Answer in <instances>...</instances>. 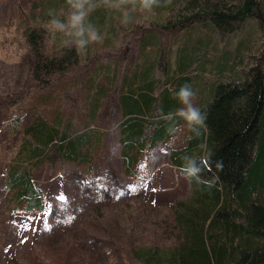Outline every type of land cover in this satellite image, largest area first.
Instances as JSON below:
<instances>
[{
    "label": "trees",
    "instance_id": "1",
    "mask_svg": "<svg viewBox=\"0 0 264 264\" xmlns=\"http://www.w3.org/2000/svg\"><path fill=\"white\" fill-rule=\"evenodd\" d=\"M46 2L48 17L50 10L61 19L67 15L66 0ZM95 2L88 20L103 34L106 46L113 45L135 20L182 33L171 36V44L142 37L138 47L144 59H136L120 77L115 61L91 62L92 70L81 80L88 100L82 109L88 119L81 125L64 121L59 107L52 119L31 115L4 173V194L14 202L12 210L45 209V195L33 180L37 165L44 161L80 164L90 160L93 164L104 133L101 127L89 125L97 120L117 81L121 171L145 179L138 171L144 169L142 163L150 151L173 133L183 132L184 122L175 115L181 107L175 93L187 84L196 92L194 104L206 119L203 127L191 131L185 125L183 145L169 153L191 188L189 198L172 205L176 242L138 247L131 250L132 256L138 264H264V0H157L152 14L132 10L127 24L121 23L120 11L104 7L101 0ZM239 24L236 34L250 33L239 35L233 54L219 55L211 49L220 32H231ZM46 34L39 24L26 25L23 31L29 53L35 57V79L62 75L94 56L89 58L97 44H90L86 53L62 44L49 52ZM183 36L188 37L184 47L178 42ZM252 37L261 44L255 46ZM169 45L175 50L173 56ZM193 167L198 171L189 174L186 170Z\"/></svg>",
    "mask_w": 264,
    "mask_h": 264
},
{
    "label": "rangeland",
    "instance_id": "2",
    "mask_svg": "<svg viewBox=\"0 0 264 264\" xmlns=\"http://www.w3.org/2000/svg\"><path fill=\"white\" fill-rule=\"evenodd\" d=\"M46 1L0 0V264H138L132 249L166 247L176 242L172 205L189 198L191 188L183 171L170 161L169 153L183 145L187 134L184 123L183 132L173 133L166 143H158L150 151L142 163L144 169L138 171L145 179L124 175L119 157L117 81L97 120L89 125L101 127L104 133L93 164L90 160L84 164L60 160L37 165L33 180L45 195L43 211L12 210L14 202L4 194V173L32 114L52 119L59 107L64 121L81 125L88 119L82 111L88 100L81 80L92 70L91 62L115 61L120 77L136 59H144L143 49L138 47L142 37L171 44V36L177 37L182 31L132 21L113 45L95 43L91 59L81 60L62 75L54 73L38 80L32 75L35 57L23 36L26 25L45 27L49 52H56L63 39L58 33L53 39ZM240 26L220 32L211 49L219 55L233 54L239 35L250 33L243 30L236 34ZM187 40L183 36L178 42L184 47ZM251 41L255 46L261 44L260 39L252 37ZM169 50L173 56L171 45ZM100 79L105 82V75ZM16 116L20 118L14 119Z\"/></svg>",
    "mask_w": 264,
    "mask_h": 264
},
{
    "label": "clouds",
    "instance_id": "3",
    "mask_svg": "<svg viewBox=\"0 0 264 264\" xmlns=\"http://www.w3.org/2000/svg\"><path fill=\"white\" fill-rule=\"evenodd\" d=\"M104 7L121 12V23L127 24L131 21L132 10L142 12L146 15L152 14L153 6L157 0H101ZM67 15L61 19L53 10L49 11L48 21L53 39L55 35L61 34L63 48H74L78 53H86L90 44L102 41L99 30L89 22L88 17L95 11L97 3L95 0H66ZM175 97L181 105L175 115L184 122L191 131L194 127L201 128L205 125L206 117L199 107L194 104L196 92L190 85H183L175 93ZM173 113H169L171 118ZM177 129H175L176 131ZM222 167V164H221ZM186 171L194 174L197 168H189Z\"/></svg>",
    "mask_w": 264,
    "mask_h": 264
},
{
    "label": "bare ground",
    "instance_id": "4",
    "mask_svg": "<svg viewBox=\"0 0 264 264\" xmlns=\"http://www.w3.org/2000/svg\"><path fill=\"white\" fill-rule=\"evenodd\" d=\"M166 59V58H165ZM171 60V59H170ZM166 79V78H165ZM230 80H232V79H230ZM60 97V96H59ZM13 106V105H12ZM90 129H92V128H90ZM100 129V128H99ZM85 131H87V130H85ZM91 131V130H90ZM82 137H83V135H81ZM149 140V139H148ZM100 149H101V147H100ZM79 150V149H78ZM104 151V150H103ZM81 161V160H80ZM82 164H84V163H82ZM185 173V172H184ZM6 177V176H5Z\"/></svg>",
    "mask_w": 264,
    "mask_h": 264
},
{
    "label": "snow or ice",
    "instance_id": "5",
    "mask_svg": "<svg viewBox=\"0 0 264 264\" xmlns=\"http://www.w3.org/2000/svg\"><path fill=\"white\" fill-rule=\"evenodd\" d=\"M61 199H63V197H61Z\"/></svg>",
    "mask_w": 264,
    "mask_h": 264
}]
</instances>
